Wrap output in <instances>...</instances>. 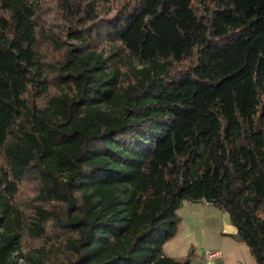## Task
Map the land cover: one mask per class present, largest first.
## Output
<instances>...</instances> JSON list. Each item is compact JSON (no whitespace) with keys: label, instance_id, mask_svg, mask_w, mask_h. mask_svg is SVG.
<instances>
[{"label":"trees","instance_id":"16d2710c","mask_svg":"<svg viewBox=\"0 0 264 264\" xmlns=\"http://www.w3.org/2000/svg\"><path fill=\"white\" fill-rule=\"evenodd\" d=\"M184 201L264 264V0H0V264H193Z\"/></svg>","mask_w":264,"mask_h":264},{"label":"rangeland","instance_id":"374dc122","mask_svg":"<svg viewBox=\"0 0 264 264\" xmlns=\"http://www.w3.org/2000/svg\"><path fill=\"white\" fill-rule=\"evenodd\" d=\"M129 60L137 67L144 66L135 57H130ZM178 213L183 218L181 223L183 234L175 245L169 244L167 247L170 251L174 246L176 252L173 253L178 257H186L184 255L193 246L195 251L193 264H258L246 243L222 233L236 230V226L230 220L224 219L223 214L228 216L226 211L214 205L203 206L202 202L191 204L185 201L184 206L178 209ZM227 224L232 226V230L227 228ZM214 249H219L221 255L208 258L205 255L206 251ZM19 262L23 263L24 260L19 259Z\"/></svg>","mask_w":264,"mask_h":264},{"label":"crops","instance_id":"0c3cea01","mask_svg":"<svg viewBox=\"0 0 264 264\" xmlns=\"http://www.w3.org/2000/svg\"><path fill=\"white\" fill-rule=\"evenodd\" d=\"M185 202V201H184ZM187 202V201H186ZM189 203H191V204H194V203H197V202H190V201H188ZM200 203L202 202L203 203V206L204 205H211V204H208L207 202H205V201H199ZM198 202V203H199ZM184 206V203L182 204V206L181 207H183ZM181 207L179 208V210L181 209ZM224 215V219H226V220H230V217H229V214H228V216L227 215H225V214H223ZM181 217H182V215H181ZM183 219V218H182ZM181 223H182V221H181ZM227 228H230L231 230H232V226L231 225H229V224H227ZM236 231H237V228H236V230H232V231H223L222 233L223 234H226V235H228L229 233H236ZM183 234V232H181V224H180V229H179V232H178V234L173 238V239H171L170 241H168V242H166L165 244H164V252H165V254H167V255H169V256H172V257H178L177 255H175V253H173V252H176L175 251V247L173 246V247H171V252L169 251V249L167 248L168 247V245L169 244H173V245H175L176 244V242L180 239V237H181V235ZM229 236H231V237H233L232 235H229ZM233 239H235L234 237H233ZM235 240H237V239H235ZM237 241H239V240H237ZM193 244V243H192ZM191 244V245H192ZM190 245V246H191ZM189 250H190V248H189ZM189 250H188V252H187V254L189 253ZM214 250H219V249H214ZM213 250V251H214ZM220 251V250H219ZM186 254V255H187ZM186 255H184V256H186ZM205 255H206V253H205ZM206 258V257H205ZM207 259V258H206ZM231 261H232V259H230ZM208 263V262H207Z\"/></svg>","mask_w":264,"mask_h":264},{"label":"built area","instance_id":"2783aa9c","mask_svg":"<svg viewBox=\"0 0 264 264\" xmlns=\"http://www.w3.org/2000/svg\"><path fill=\"white\" fill-rule=\"evenodd\" d=\"M206 255L208 258H213V257H216L218 255H221V251H219V250H214V251L207 250Z\"/></svg>","mask_w":264,"mask_h":264}]
</instances>
